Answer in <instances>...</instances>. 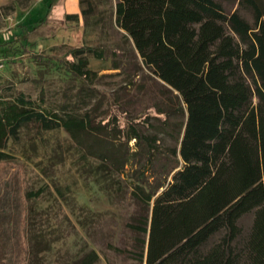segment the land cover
Listing matches in <instances>:
<instances>
[{"label":"trees","instance_id":"trees-1","mask_svg":"<svg viewBox=\"0 0 264 264\" xmlns=\"http://www.w3.org/2000/svg\"><path fill=\"white\" fill-rule=\"evenodd\" d=\"M115 13L163 99L135 115L112 96L110 109L97 116L60 113L22 92L1 101L0 264H46L51 251L50 244L38 247L41 236L26 233L28 203L42 191L25 190L23 168L5 149L36 122L66 130L83 168L89 165L108 195L129 191L137 207L129 224L136 260L264 264V0H116ZM89 52L106 59L104 47L89 45L59 63L91 89L98 75ZM121 67L114 60L112 68ZM250 211L241 240L238 221ZM99 257L92 249L70 264H98Z\"/></svg>","mask_w":264,"mask_h":264},{"label":"rangeland","instance_id":"rangeland-1","mask_svg":"<svg viewBox=\"0 0 264 264\" xmlns=\"http://www.w3.org/2000/svg\"><path fill=\"white\" fill-rule=\"evenodd\" d=\"M115 5L116 0H0V103L22 92L60 113L93 110L97 116L117 96L132 114L153 111L154 103L163 99L159 85L139 68L132 40L116 23ZM66 13L79 18L66 20ZM89 45L104 47L106 54L104 60L87 54L89 68L98 75L91 89L59 63L71 49ZM116 59L122 67L113 69ZM65 131L31 123L9 138L5 148L23 168L25 190L42 191L28 203V237L41 236L39 248L50 244L46 264H70L92 249L100 255L98 264H144L133 257L136 234L129 224L137 207L129 191L115 190L110 196L96 185ZM252 219L250 211L238 221L241 240ZM220 235L209 239L203 250ZM39 254L43 259L42 250Z\"/></svg>","mask_w":264,"mask_h":264},{"label":"built area","instance_id":"built-area-1","mask_svg":"<svg viewBox=\"0 0 264 264\" xmlns=\"http://www.w3.org/2000/svg\"><path fill=\"white\" fill-rule=\"evenodd\" d=\"M2 66V65H1Z\"/></svg>","mask_w":264,"mask_h":264}]
</instances>
